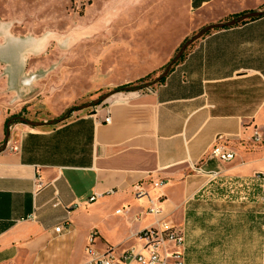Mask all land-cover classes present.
I'll use <instances>...</instances> for the list:
<instances>
[{"label": "crops", "instance_id": "0c3cea01", "mask_svg": "<svg viewBox=\"0 0 264 264\" xmlns=\"http://www.w3.org/2000/svg\"><path fill=\"white\" fill-rule=\"evenodd\" d=\"M187 3L190 29L138 63L140 75L152 74L142 81L155 75L149 88L113 86L66 119L70 109L38 127L15 125L18 149L0 152V264H81L93 230L98 250L139 245L135 234L155 222L134 219L149 206L134 195L140 187L182 229L184 264H264V203L251 199L249 224L226 226L209 220L222 205L206 197L218 182L252 195L264 188L261 149L249 143L261 141L264 118V0ZM8 44L0 59L19 78L20 44ZM214 145L234 156L218 159Z\"/></svg>", "mask_w": 264, "mask_h": 264}, {"label": "rangeland", "instance_id": "374dc122", "mask_svg": "<svg viewBox=\"0 0 264 264\" xmlns=\"http://www.w3.org/2000/svg\"><path fill=\"white\" fill-rule=\"evenodd\" d=\"M192 20L187 0H0V46L5 54L8 41H18L14 53L19 49L24 60L17 78L10 64L0 59V141L5 139L8 119L13 131L20 124L38 127L18 117L37 122L61 117L115 86L150 82L155 75L142 81L152 74L140 75L138 63L146 61L148 54H161L160 46L181 38ZM29 38L38 43L34 50L21 46ZM21 78L28 82L22 83ZM256 125L261 141L251 139L249 143L261 149L264 160V118ZM215 185L206 193L209 201L222 205L211 206L215 209L209 213L213 223L249 224L242 212L250 209L251 199L264 203L262 187L255 186L252 195L250 187ZM119 217L110 215L107 222L116 224ZM98 243L105 244L100 239ZM222 263L238 264L234 257Z\"/></svg>", "mask_w": 264, "mask_h": 264}, {"label": "built area", "instance_id": "2783aa9c", "mask_svg": "<svg viewBox=\"0 0 264 264\" xmlns=\"http://www.w3.org/2000/svg\"><path fill=\"white\" fill-rule=\"evenodd\" d=\"M73 111H69L70 114ZM69 112L63 119H66L70 115ZM109 119V115L104 117L105 122H108ZM7 122L5 139L3 144L0 145V152L4 150L14 152L18 149L13 138L15 130L13 131V127L10 126L11 120L8 119ZM9 126L11 128L10 135ZM259 137L258 134L255 135V139H259ZM211 155L220 160H229L234 156V153L214 145L211 150ZM258 177L262 186H264V171H261ZM134 195L136 197L147 196L149 203L145 211L139 215H135L134 219L137 221L146 215H152L155 218L154 224L139 230L135 234L140 244L130 247L109 246L103 250H98L94 246L98 233L96 230H93L84 247L87 258L81 264H184L185 261L182 251L184 236L182 229L165 218L160 201L158 199L153 200L144 189L141 187L137 188ZM95 197L96 195H91L89 200L91 201ZM56 204H58V201H55L54 205ZM33 217V215H29L30 219ZM60 229L61 225L54 227V230L57 232Z\"/></svg>", "mask_w": 264, "mask_h": 264}, {"label": "water", "instance_id": "95a60500", "mask_svg": "<svg viewBox=\"0 0 264 264\" xmlns=\"http://www.w3.org/2000/svg\"><path fill=\"white\" fill-rule=\"evenodd\" d=\"M155 82V81H154ZM150 83H144V84H141V86H137V87H130V86H127L125 88L127 89H137V88H142V87H146L148 86ZM104 97H106V94L102 95L100 98H97V99H94L91 103H89L88 105H92V104H95V103H98L100 100L104 99ZM19 119H21L22 121H25L26 123H28L29 125H41L43 124L42 122H37V121H31V120H28L26 118H23V117H18ZM64 117H62L63 119ZM9 122V121H8ZM7 122V124H8Z\"/></svg>", "mask_w": 264, "mask_h": 264}]
</instances>
